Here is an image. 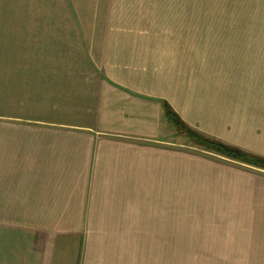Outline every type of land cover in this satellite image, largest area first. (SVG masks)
I'll return each instance as SVG.
<instances>
[{"label": "crops", "instance_id": "1", "mask_svg": "<svg viewBox=\"0 0 264 264\" xmlns=\"http://www.w3.org/2000/svg\"><path fill=\"white\" fill-rule=\"evenodd\" d=\"M148 1L105 0L98 25L71 11L70 25L1 28L0 264H174L156 246L174 244L176 179L191 164L178 147L190 140L176 142L163 105L216 139L198 125L220 129L235 94L202 88L206 45L191 48L184 16ZM259 101L233 117L264 124ZM241 129L264 141L263 126Z\"/></svg>", "mask_w": 264, "mask_h": 264}, {"label": "rangeland", "instance_id": "2", "mask_svg": "<svg viewBox=\"0 0 264 264\" xmlns=\"http://www.w3.org/2000/svg\"><path fill=\"white\" fill-rule=\"evenodd\" d=\"M103 1L0 0V30L30 22L70 25L67 17L71 11H76L80 25H98L103 8L109 4ZM139 6L184 16L185 24L191 27L190 47L200 49L203 43L212 56L203 63L206 74L201 77L202 88L208 94H235L232 108L237 103L239 107L234 109L224 96L220 129L210 117L203 118L206 123L198 127L216 136L211 139L264 158V141L241 131V127L257 130L264 124L255 123L251 114L233 117L252 112L254 102L264 101V64L257 50L264 34L245 33L247 26L255 27L256 32L264 27V0H149ZM46 13L60 18L45 19ZM234 119L242 122L236 123L240 129L236 133L229 130ZM184 140L187 138L181 136L176 142L183 144ZM189 143L182 146L184 149L178 147L190 156L191 164L190 179H176L174 244L168 245V254L167 245L159 244L157 255L171 256L174 264H264V170Z\"/></svg>", "mask_w": 264, "mask_h": 264}, {"label": "trees", "instance_id": "3", "mask_svg": "<svg viewBox=\"0 0 264 264\" xmlns=\"http://www.w3.org/2000/svg\"><path fill=\"white\" fill-rule=\"evenodd\" d=\"M163 109L165 115L174 125L178 133L188 138L194 146H198L204 151H208L225 159L264 170V158L248 154L236 147L226 145L190 129L180 120L167 103H164Z\"/></svg>", "mask_w": 264, "mask_h": 264}]
</instances>
